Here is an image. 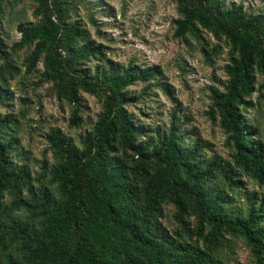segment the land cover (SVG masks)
I'll return each instance as SVG.
<instances>
[{"label":"trees","instance_id":"1","mask_svg":"<svg viewBox=\"0 0 264 264\" xmlns=\"http://www.w3.org/2000/svg\"><path fill=\"white\" fill-rule=\"evenodd\" d=\"M8 1L0 0V27ZM80 1L35 0L36 22L18 28L14 48L31 49L28 72L42 65V80L72 108V128L83 123V94L99 98L102 113L79 144L51 130L54 165L45 164L38 177L13 158L17 139L7 132L18 122L0 116V264H228L221 251L233 250L230 238L264 264V196L247 193L241 208L235 195L243 178L264 189V145L246 110L264 76V13L226 0H177L175 38L197 40L209 61L223 46L229 50L228 82L212 91L209 109L233 149L227 161L207 158L176 121L154 136L134 121L127 106L137 100L128 91L156 83L157 71L109 59L108 48L74 18ZM204 33L217 41L213 52ZM4 45L0 37L7 57ZM16 69L9 64L6 73ZM9 92L0 86V104ZM168 205L182 226L173 232L163 222Z\"/></svg>","mask_w":264,"mask_h":264},{"label":"rangeland","instance_id":"2","mask_svg":"<svg viewBox=\"0 0 264 264\" xmlns=\"http://www.w3.org/2000/svg\"><path fill=\"white\" fill-rule=\"evenodd\" d=\"M228 5H242L244 10L264 13V0H226ZM35 0H9L6 18L0 27L7 57L0 52V77L7 78V85L0 79V86L9 90L7 99L0 104V116H10L18 122L16 130L7 133L17 139L13 158L26 165L35 177L43 174L44 165H54L49 149L51 130H60L66 137L80 143L91 132L102 113V101L83 94L79 128L70 126L72 108L56 95L53 84L42 80V65L28 72L27 58L31 49L16 51L20 41L18 28L34 24ZM90 31L91 38L108 48V58L122 68L137 67L141 71L156 70V83L135 84L128 91L136 103L127 109L134 121L145 128L148 136L166 131L172 121L184 134L196 140L207 156L231 161L233 149L227 143L220 119L213 118L209 109L213 90L223 91L228 77L225 67L230 61L229 50L208 60L197 40L188 42L175 38L174 22L179 18L177 0H81L78 14L74 16ZM90 18H94L93 25ZM203 42L213 52L217 41L203 34ZM12 64L17 69L12 75L6 69ZM93 62L92 70L97 65ZM160 83L166 90L159 87ZM264 76L258 75V91L249 99L246 108L248 122L258 128L257 138L264 145ZM241 189L235 192L238 205L245 207L247 193L264 196V189L248 178L242 179ZM164 224L170 232L181 229L175 220L176 208L165 209ZM188 227L193 232L194 219ZM190 232L185 233L187 236ZM191 234V233H190ZM195 239V237L193 238ZM233 250L224 247L222 256L228 264H255L249 249L242 241L227 242Z\"/></svg>","mask_w":264,"mask_h":264}]
</instances>
